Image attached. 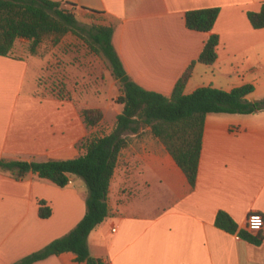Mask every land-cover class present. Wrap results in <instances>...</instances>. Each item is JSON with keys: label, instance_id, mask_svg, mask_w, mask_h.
Instances as JSON below:
<instances>
[{"label": "crops", "instance_id": "0c3cea01", "mask_svg": "<svg viewBox=\"0 0 264 264\" xmlns=\"http://www.w3.org/2000/svg\"><path fill=\"white\" fill-rule=\"evenodd\" d=\"M55 1L103 12L127 74L144 89L170 96L206 38L216 34L215 62H195L184 93L250 83L254 89L246 98L264 97V28H253L247 17L264 0ZM213 6L219 13L211 30L186 27V11ZM19 56L0 55V159L74 158L84 152L77 146L83 137L111 132L115 120H106L104 112L97 125L86 126L80 112L88 107L79 106L73 93L66 100L36 95V72L26 90L28 59L41 57ZM68 64V71L75 69ZM110 107L116 119L122 109ZM86 197L85 181L73 173L58 187L30 172L17 177L0 168V264H15L68 233L83 217ZM39 200L50 207L49 217H39ZM107 205L108 215L87 236L90 255L106 264H264V228L256 245L214 224L219 210L238 230H246L249 213L264 217V110L206 115L193 186L148 126L128 132ZM31 264L85 263L65 251Z\"/></svg>", "mask_w": 264, "mask_h": 264}, {"label": "trees", "instance_id": "16d2710c", "mask_svg": "<svg viewBox=\"0 0 264 264\" xmlns=\"http://www.w3.org/2000/svg\"><path fill=\"white\" fill-rule=\"evenodd\" d=\"M77 5L68 1L55 0H0V55L19 58L15 55L16 43L27 42L28 54L38 55V48L45 39L54 44L68 32L78 34L84 30L74 13ZM79 9L92 14L103 12L81 6ZM219 13V7H204L185 12V25L189 29L207 32L212 29ZM251 26L264 28V2L258 11H247ZM113 26L103 23L90 27L87 31L90 47L102 54L113 78L119 83L121 94L117 101L123 104L116 115L115 126L103 136L88 135L77 146L84 152L67 159L44 161L0 159V168L10 171L17 177L28 172L46 179L58 187H64L73 173L81 177L87 186L86 210L80 221L66 234L51 240L44 247L23 257L15 264H31L52 254L70 251L77 262L85 264H106L102 259L89 253L87 236L108 215L107 194L121 149L126 144V134L148 126L152 135L158 138L178 166L185 173L191 186L195 184L202 145L205 117L208 113L250 114L264 110V97L250 101L246 95L254 86L242 84L223 90L212 85L200 86L185 94L184 88L190 78L195 62L212 65L216 60L218 36L211 34L203 43L202 49L181 73L174 83L170 96L147 90L133 81L127 74L112 43ZM36 95H63L44 92L37 78ZM81 116L87 127L97 125L103 118L100 108H83ZM50 207L44 200L38 202L40 218L50 216ZM216 227L256 245L263 240L262 233L252 234L238 230L234 220L223 210L214 219Z\"/></svg>", "mask_w": 264, "mask_h": 264}, {"label": "rangeland", "instance_id": "374dc122", "mask_svg": "<svg viewBox=\"0 0 264 264\" xmlns=\"http://www.w3.org/2000/svg\"><path fill=\"white\" fill-rule=\"evenodd\" d=\"M74 13L84 30H77L78 34L68 32L56 44L45 39L37 50L41 62L31 57L28 59L30 67L25 89L33 87L31 78L36 72V75H40L39 86L42 91L54 95L59 92L65 97H58L62 100L70 98L73 93L79 106L100 108L106 120L114 121L116 112L110 104L122 109L123 104L113 99L120 95V85L111 75L105 57L91 49L87 35L91 26L103 23L105 18L81 9H76ZM14 52L16 56L28 55L27 42L18 41ZM67 63L74 65L75 69L68 71ZM40 64L43 65L42 71L39 69Z\"/></svg>", "mask_w": 264, "mask_h": 264}, {"label": "built area", "instance_id": "2783aa9c", "mask_svg": "<svg viewBox=\"0 0 264 264\" xmlns=\"http://www.w3.org/2000/svg\"><path fill=\"white\" fill-rule=\"evenodd\" d=\"M69 182V180H68ZM264 228V217L259 212H251L246 218V230L250 233H258Z\"/></svg>", "mask_w": 264, "mask_h": 264}]
</instances>
